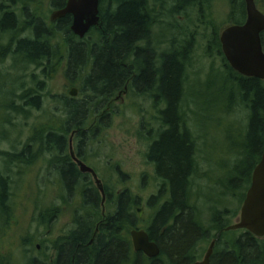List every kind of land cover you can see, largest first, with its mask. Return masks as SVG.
Returning a JSON list of instances; mask_svg holds the SVG:
<instances>
[{"label": "trees", "instance_id": "16d2710c", "mask_svg": "<svg viewBox=\"0 0 264 264\" xmlns=\"http://www.w3.org/2000/svg\"><path fill=\"white\" fill-rule=\"evenodd\" d=\"M19 1L0 0V37L3 35L10 39L8 46L0 47V63L8 53L18 70H26L32 65L53 68L62 57L60 44L63 41L68 76H72L71 73L79 76L90 67L88 76L82 81L81 88L86 93L84 99L67 98L68 118L62 126V133L50 131L44 139H32V143H37L33 155L30 152L34 146L30 142L20 154H12L15 161L32 165L37 155L58 150L59 154L53 157L51 165L57 168L64 180L62 188L68 194L76 191L79 198L83 196L79 207L81 213L75 217L76 225L72 232L53 244L55 258L52 261L47 257L43 261L30 259L28 264H192L196 250L208 244L215 232H222L229 222L224 213L212 211L213 224H209L202 211L208 201L200 204L202 207L196 203L198 198L194 199L199 197L193 189L199 166L197 138L188 123L184 97L192 48L196 46L195 38L200 35L199 27H207L206 31L211 29L208 49L220 55L224 63L226 74L222 75L217 89L226 99L217 103L228 105V109L234 108L235 104V108H239L238 119L246 122V131L239 143L230 137L232 152L237 154L238 160L235 161L232 178L223 186V190L228 192L238 194L240 191L241 204L264 153V81L241 76L227 63L222 52L219 26L211 16L213 0H170L174 3L171 14L180 15L195 8L198 23L194 20V29L185 37L175 35L176 39L170 42V50H164L160 55L161 45L153 38L159 35H155V29L164 23L159 19L166 16L169 0H100L101 27L83 40L75 38L71 32L69 17L50 28L44 18L35 15L34 20L25 15L22 22L16 11L10 9ZM53 1L54 6L61 9L67 0ZM255 1L264 9V0ZM230 3L231 25H243L247 19L245 1L230 0ZM59 31L61 35L57 34ZM28 32L29 35L23 37ZM261 38L264 44V33ZM35 77L33 75L35 88L18 96L22 105L15 104L12 99L4 103L5 109L20 114L24 113L25 107H41L39 91L43 82L37 79V75ZM5 85L8 88L13 83ZM126 88L129 94L145 97V100L151 96L155 111V115L149 116L150 122L143 120L141 123V130L152 123V129L146 131L142 139L148 143L146 162L152 167L158 183L157 193L148 201V206L154 210L149 221L139 217L138 208L142 207L139 197L130 190L119 191L118 184L111 189L104 185L107 203L103 213L99 190L89 175L80 172L67 153L68 137L73 132L79 158L86 160L82 153L84 145L101 142L99 136L110 127L116 109L112 102ZM3 93L5 98L16 97V86L11 92L3 90ZM198 106L199 103L196 108ZM191 113L197 118V111L191 110ZM95 116H99L96 125L87 132L86 128ZM116 170L117 173L118 166ZM121 180L122 183L126 181L125 177ZM8 186V180L1 176V219L9 217ZM54 216L57 214L49 212L48 223ZM102 220L99 235L94 245L89 247L96 224ZM140 225L160 247L158 258L149 259L134 251L130 235L131 231L140 229ZM225 234L222 232L221 236ZM226 245L224 250L220 244L217 245L212 264H264V238L245 232L240 238L227 240Z\"/></svg>", "mask_w": 264, "mask_h": 264}, {"label": "rangeland", "instance_id": "374dc122", "mask_svg": "<svg viewBox=\"0 0 264 264\" xmlns=\"http://www.w3.org/2000/svg\"><path fill=\"white\" fill-rule=\"evenodd\" d=\"M53 2L20 0L15 6H9L16 11L22 22L25 15L31 18L30 20H34L35 15L44 18L50 28L55 26L53 15L60 10ZM172 5L173 2L169 0L166 4V16L159 19L160 21L164 19V23L155 30V35L159 33V37L153 40L161 45L159 55L164 50H170V42L176 39L175 35L185 37L194 29V20L198 23V12L195 8L174 15L170 13ZM212 6L211 16L219 26L221 34L231 26L229 15L232 6L230 0H213ZM258 7L264 12L262 6ZM203 27L204 29L199 27L200 35L195 38L196 46L192 48L184 97L189 115L188 123L197 138L196 158L199 166L193 189L199 197L194 199L198 198L195 201L199 206L208 201L202 211L209 224H213L210 216L212 211H216L225 214L226 219H229V226L238 221L243 206L239 200L240 191L236 194L223 190L225 183L232 178V170L235 161L238 160L237 154L232 152L230 137L239 143L246 131V122L238 119L239 108H235V104L234 108L228 109L226 108L228 105L221 106L217 103L226 99V96H222L217 89L222 82V75L226 73L221 56L208 49L211 29L206 31L207 27ZM60 33L61 31L57 32ZM27 35L29 32L23 37ZM9 40L8 36L1 35L0 46H8ZM55 43L54 40L53 45ZM62 43L60 44L62 57L53 68L32 65L24 71L18 70L14 68L13 60L8 53L4 57V62L0 64V73L4 74L0 76V85L13 83L9 86L8 92L16 86V97L11 99L5 98L3 91H0V178L3 176L8 180L10 196L9 217L1 219L0 216V264H28L30 259L43 261L45 257L52 260L56 254L53 244L60 238L70 235L74 228L72 221L81 213L78 192L66 193V189L62 188L65 185L64 180L57 172V168L51 165L53 157L59 154L58 150L45 151L37 155L32 165L21 164L12 157V154H20L29 142L34 146L30 152L33 155L37 144L32 143L34 138L44 139L50 131L61 134L62 126L68 118L65 103L67 98L71 99L70 91L77 89L75 99L78 101L83 100L86 95L81 87L90 67L79 76H74L73 73L72 76H68L67 53ZM33 75L34 77L37 75V79L43 82L39 91L41 107L38 109L28 106L25 107L24 113L20 114L5 109L4 103L12 99L15 104L22 105L18 96L27 89L35 88ZM134 95L128 91L125 93L122 91L117 95L112 102L116 109L111 125L99 136L102 138L101 142H87L82 153L86 156L85 163L96 171L105 186L111 189L118 184L116 186L119 191L130 190L139 197L141 208H144L143 219L149 221L154 210L148 206V201L157 193L158 183L152 167L146 162L148 143L142 139L145 132L152 129V123L144 130H141V123L143 120L150 122L149 116L155 115V111L151 104V96L148 95L145 100V97ZM191 110L197 111V118L192 117ZM98 118L99 116H95L91 119L89 127L86 128L87 132L96 125ZM197 123L200 125L196 126ZM73 136L72 132L68 140L71 147L76 150L77 142ZM70 145L67 149L69 156ZM117 166L119 171L116 173ZM124 177L126 181L122 183L121 179ZM93 184L96 185L94 182ZM102 202L104 204L106 200L102 199ZM49 212L56 213L57 216L48 223ZM144 226H147V223ZM139 228L142 229L143 225ZM241 233L240 231L226 235L231 238ZM204 247L199 255L201 258L204 256ZM2 259L5 260L2 262Z\"/></svg>", "mask_w": 264, "mask_h": 264}, {"label": "water", "instance_id": "95a60500", "mask_svg": "<svg viewBox=\"0 0 264 264\" xmlns=\"http://www.w3.org/2000/svg\"><path fill=\"white\" fill-rule=\"evenodd\" d=\"M247 20L243 25H234L226 28L221 34V45L224 56L231 68L241 76L264 80V49L261 35L264 33V13L257 7L255 0H244ZM100 0H68L64 9L54 14L53 19H62L68 15L73 17L72 32L84 39L89 31L97 26ZM70 96L76 97L77 90H72ZM71 157L79 166L81 172L90 173L105 201L106 194L97 173L84 162L79 160L71 147ZM140 217L144 209H138ZM244 229L258 237H264V153L261 161L255 168L252 184L244 201L240 221L228 230ZM134 250L143 253L148 258H158L160 247L151 241L149 234L144 230L131 232ZM214 243L209 248L203 262L210 264Z\"/></svg>", "mask_w": 264, "mask_h": 264}, {"label": "flooded vegetation", "instance_id": "af4514ba", "mask_svg": "<svg viewBox=\"0 0 264 264\" xmlns=\"http://www.w3.org/2000/svg\"><path fill=\"white\" fill-rule=\"evenodd\" d=\"M68 1V0H67ZM67 1H65V6H66V4H67ZM170 5V4H169ZM65 6L63 7V8H61V9H64L65 8ZM172 7H174V3H173V5H172ZM66 17H69V19H70V22H71V25H70V30H71V27H72V25H73V17L72 16H66ZM65 17V18H66ZM62 19H64V18H62ZM61 19H57L56 21H54L55 22V25L60 21ZM101 20H102V17H101V9H100V22H101ZM163 22H164V19L162 20ZM161 21V22H162ZM100 22H99V24L97 25V26H95L94 28H92L91 29V31L85 36V38H89L90 37V33L91 32H93V31H96V30H98L100 27H101V25H100ZM161 26V25H160ZM159 28V26L156 28V29H158ZM155 29V30H156ZM157 37H159V36H157ZM75 38H79V37H76L75 36ZM263 44V43H262ZM1 47V46H0ZM263 49H264V44H263ZM4 57V56H3ZM4 60H5V58H4ZM4 60L0 63V64H2L3 62H4ZM24 71V70H23ZM6 87V85L4 84H2V85H0V91H3L4 90V92H8L9 91V87L7 88H5ZM128 91V88H127V90L125 89V91H124V93L125 92H127ZM3 99V98H2ZM74 152H75V155H76V157L79 159V160H81V161H83V162H85L84 160H82L81 158H79V155H78V152H77V149L76 150H74ZM70 158H71V156H70ZM73 162V161H72ZM74 163V162H73ZM74 165L78 168V165L76 164V163H74ZM79 169V168H78ZM87 175H89V177H91V174L90 173H86ZM90 179V178H89ZM91 180H93V178L91 177ZM93 182V181H92ZM83 198V196H81L80 197V199H82ZM106 203H107V197H106V202L103 204V202H102V206H103V209H104V211L102 210V212L103 213H105L106 211H105V205H106ZM239 220H240V216H239V219H238V221L235 223V224H237L238 222H239ZM73 222V226L75 227V225H76V223H75V219L72 221ZM102 222H103V220L101 221V223L100 224H96V228H95V231H94V233H93V237H92V239H91V241H90V243H89V247H91V246H93L94 245V242H95V240H96V238H97V236L99 235V227H100V225L102 224ZM234 225V224H233ZM233 225H230L229 227H231V226H233ZM229 227H225V228H223V230H222V232H226V233H236V232H242L241 233V235H238V236H235V237H231V238H240L245 232H248V231H246V230H228V228ZM138 230H141V229H138ZM222 232H215V236H214V238L212 239H210V242L208 243V244H204L203 246H205L204 247V249H206V247H207V250L204 252V256H203V258H201L199 255H200V253L202 252V249H203V247L201 248V249H197L196 250V254L194 255V262L192 263V264H197V263H200V262H202V261H204V259H205V254H207V252H208V250H209V248L211 247V245L214 243V247H213V253H212V255H211V257H210V264H212V260H213V257H214V255H215V251H216V248H217V245L218 244H220L221 246H222V249L224 250V248L223 247H227V240H229V239H231V238H228L227 237V235L225 234V235H223V236H221V233ZM209 237H211V235H209ZM228 238V239H227ZM264 238V237H263ZM151 239V238H150ZM152 241V240H151ZM222 250V251H223ZM52 261V260H51Z\"/></svg>", "mask_w": 264, "mask_h": 264}, {"label": "bare ground", "instance_id": "6f19581e", "mask_svg": "<svg viewBox=\"0 0 264 264\" xmlns=\"http://www.w3.org/2000/svg\"><path fill=\"white\" fill-rule=\"evenodd\" d=\"M175 17V16H174ZM71 32H72V30H71ZM189 33V32H188ZM183 38V37H182ZM71 92V91H70ZM193 196V195H192ZM148 258V257H147ZM150 259V258H149Z\"/></svg>", "mask_w": 264, "mask_h": 264}]
</instances>
